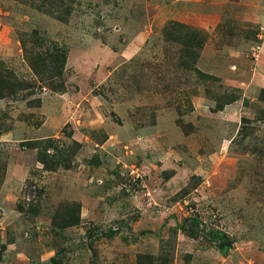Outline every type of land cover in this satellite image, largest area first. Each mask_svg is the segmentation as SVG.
<instances>
[{
    "label": "rangeland",
    "instance_id": "rangeland-1",
    "mask_svg": "<svg viewBox=\"0 0 264 264\" xmlns=\"http://www.w3.org/2000/svg\"><path fill=\"white\" fill-rule=\"evenodd\" d=\"M0 93V264H264V0H0Z\"/></svg>",
    "mask_w": 264,
    "mask_h": 264
},
{
    "label": "trees",
    "instance_id": "trees-1",
    "mask_svg": "<svg viewBox=\"0 0 264 264\" xmlns=\"http://www.w3.org/2000/svg\"><path fill=\"white\" fill-rule=\"evenodd\" d=\"M25 52H27V50H25ZM66 57L67 55L64 51L55 50L54 52L46 51L44 53H36L34 56H29L28 60L31 67L34 69H36L35 65H40V63L46 65L48 59L53 60L58 65V67L63 68L67 60ZM1 96L2 95L0 93V97Z\"/></svg>",
    "mask_w": 264,
    "mask_h": 264
}]
</instances>
